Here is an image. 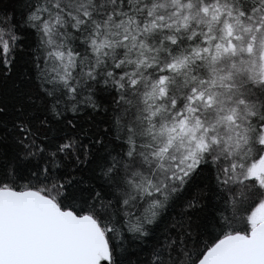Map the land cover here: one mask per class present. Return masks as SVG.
Wrapping results in <instances>:
<instances>
[{
    "label": "snow or ice",
    "instance_id": "6c2138e0",
    "mask_svg": "<svg viewBox=\"0 0 264 264\" xmlns=\"http://www.w3.org/2000/svg\"><path fill=\"white\" fill-rule=\"evenodd\" d=\"M0 264H264V0H0Z\"/></svg>",
    "mask_w": 264,
    "mask_h": 264
}]
</instances>
